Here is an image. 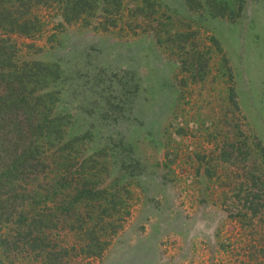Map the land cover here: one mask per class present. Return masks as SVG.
<instances>
[{
	"label": "rangeland",
	"instance_id": "obj_1",
	"mask_svg": "<svg viewBox=\"0 0 264 264\" xmlns=\"http://www.w3.org/2000/svg\"><path fill=\"white\" fill-rule=\"evenodd\" d=\"M92 1L91 19L52 0L40 32L11 34L61 66L54 111L85 136L70 162L130 161L132 215L91 264H264V0H109L107 21Z\"/></svg>",
	"mask_w": 264,
	"mask_h": 264
},
{
	"label": "trees",
	"instance_id": "obj_2",
	"mask_svg": "<svg viewBox=\"0 0 264 264\" xmlns=\"http://www.w3.org/2000/svg\"><path fill=\"white\" fill-rule=\"evenodd\" d=\"M107 3L100 7L105 21L113 15ZM42 7L52 8V0H0V264H91L132 215L123 196L131 164L125 159L117 168L94 155L88 163L70 162L73 143L85 136L66 139L69 115L54 111L61 88L51 86L61 66L23 59L11 37L40 32ZM97 9L92 0H67L61 17L91 19ZM258 172L254 183L264 178V170Z\"/></svg>",
	"mask_w": 264,
	"mask_h": 264
}]
</instances>
